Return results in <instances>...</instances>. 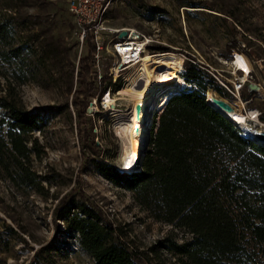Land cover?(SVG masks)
<instances>
[{
    "label": "rangeland",
    "instance_id": "1",
    "mask_svg": "<svg viewBox=\"0 0 264 264\" xmlns=\"http://www.w3.org/2000/svg\"><path fill=\"white\" fill-rule=\"evenodd\" d=\"M192 5L200 7H188ZM0 19L7 22L17 43L29 46L36 65L32 72L24 69V75L17 73L21 80L17 82L0 62V96L6 94L5 84L10 83L11 96L21 107L38 108L45 116L42 131L28 135V140L36 141V152L26 166L39 181V192L11 179L14 167L9 154L5 153L0 164V264H92L62 231L63 224L52 221L51 209L62 195L94 204L117 227L141 264H180L158 245L171 233V227L149 217L131 192L102 178L88 161L96 157L117 166L122 139L114 127L118 116L113 109L97 106L90 117L86 115L87 99L75 90L79 57L88 56L87 66L92 61L65 0H0ZM104 24L110 35L134 30L152 36V48L166 47V51L155 52L168 56L167 61H159V68L171 67L179 74L181 67L175 58L183 65L187 54L195 56L230 96L209 91L214 97L244 115L254 111L243 118L242 126L237 125L243 135L263 129L259 122L264 124V0H111ZM238 55L245 57L248 68L233 63ZM111 62L112 58L102 60L101 86L111 82L104 73ZM239 64L250 70L244 81L236 67ZM219 81L230 89L238 82L242 86L232 94ZM119 82L121 86L111 89L112 98L122 96L118 94L123 87ZM129 105V101L117 99L115 108L123 110ZM154 105L152 116L159 113ZM92 141L96 143L93 155ZM173 233L181 239V231Z\"/></svg>",
    "mask_w": 264,
    "mask_h": 264
},
{
    "label": "trees",
    "instance_id": "2",
    "mask_svg": "<svg viewBox=\"0 0 264 264\" xmlns=\"http://www.w3.org/2000/svg\"><path fill=\"white\" fill-rule=\"evenodd\" d=\"M82 44L92 61L94 47L88 33ZM28 48L15 41L7 22L0 19V62L14 80L17 73L24 75V69L32 72L36 67ZM166 49L157 45L151 50ZM87 57H79L76 68L78 95L87 101L98 99L106 86L113 90L121 86L120 82L96 83L92 64L85 63ZM175 59L182 81L158 95L154 107L159 113L151 117L147 147L137 170L120 171L96 157L88 161L102 178L131 192L149 217L171 227L158 245L178 263L264 264V145L244 136L206 101L207 91L230 96L205 65L191 54L183 65ZM156 60L167 61L168 56ZM9 84H5L6 94L0 96V164L5 153L9 154L14 167L11 179L39 192V181L26 166L36 152V141L28 140V135L42 131L45 116L38 108L21 107L12 98ZM94 146L92 141V155ZM51 218L63 224L62 231L92 264H141L117 227L85 198L62 195L51 209ZM174 231L182 232L181 239L173 237Z\"/></svg>",
    "mask_w": 264,
    "mask_h": 264
},
{
    "label": "bare ground",
    "instance_id": "3",
    "mask_svg": "<svg viewBox=\"0 0 264 264\" xmlns=\"http://www.w3.org/2000/svg\"><path fill=\"white\" fill-rule=\"evenodd\" d=\"M163 55V53L155 55L147 53L141 62L131 65L127 83L118 93L122 96L121 98H117L129 101L130 105L128 108L123 110L115 107L112 108L111 106L114 105L117 99L105 95V103L110 105V108L113 109V112L118 116L114 127L117 134H119L122 139L120 160L123 165H128L125 168L123 167L121 169L122 171H133L138 168L136 161L141 157L142 148L147 136L149 110L155 104L158 95L172 85L180 84L182 81L180 75L176 73V69H174L175 72L171 70V67V69L165 66L159 68L160 62L157 61L156 58ZM147 57H149L150 60L147 61ZM238 62L246 65L247 68L249 66L243 55L235 57L233 63L237 64ZM241 64L236 67L242 71L243 78L241 79L244 81V76L247 75L245 71H248V74H250V70L243 71L244 68L242 69ZM212 98L213 94L207 91L208 102L225 116L229 117L234 124L242 126V121H244L243 118L246 115L237 111L229 112L220 108L217 104L212 102ZM253 113L254 111L251 110L250 114ZM254 118V120L259 122L256 116H254ZM259 124L261 128H264L263 123L259 122ZM247 136L254 138V133L247 134ZM129 161H131V163H129Z\"/></svg>",
    "mask_w": 264,
    "mask_h": 264
},
{
    "label": "built area",
    "instance_id": "4",
    "mask_svg": "<svg viewBox=\"0 0 264 264\" xmlns=\"http://www.w3.org/2000/svg\"><path fill=\"white\" fill-rule=\"evenodd\" d=\"M110 2L111 0H65L67 11L78 26L80 42L82 43L85 33L90 35L94 47L92 69L96 82L100 83L102 60L112 58L111 64L106 67L104 73L111 83L122 81V86H124L127 83L131 65L141 62L147 53H150V55L158 53L150 51L154 42L150 35H144L134 30L125 31V36L110 35V28L104 24L105 14ZM219 82L232 94L234 92L238 93L242 86L241 82H238L230 89L223 82ZM105 95L111 96L109 86H106L98 99L92 97L88 100L86 115L93 117L95 115L93 111L98 109L97 106L100 110H112L110 105L105 103ZM115 106L116 102L111 107Z\"/></svg>",
    "mask_w": 264,
    "mask_h": 264
},
{
    "label": "water",
    "instance_id": "5",
    "mask_svg": "<svg viewBox=\"0 0 264 264\" xmlns=\"http://www.w3.org/2000/svg\"><path fill=\"white\" fill-rule=\"evenodd\" d=\"M125 35H126V32L125 31H123V32L120 33V36H125ZM206 98H207V93H206ZM206 101L208 102L207 99H206ZM212 102H214L215 104H217L220 108H223V109H225V110H227L229 112H232L233 111V109L230 106V104H228L227 102H225V101H223L221 99H218V98H216L214 96L212 98ZM208 103L212 106V104L210 102H208ZM214 109H216V108H214ZM216 110L219 111L218 109H216ZM152 113H153V108L151 107L150 110H149L147 136H146V139H145L143 148H142L141 157L143 156L144 149L146 148L147 143H148V139H149V122H150V119L152 117ZM220 113L223 114L222 112H220ZM225 117L231 121V119L229 117H227V116H225ZM250 139L253 140V141H255V142H257V143H260L261 145H264V128L262 130H259V132L254 133V138L250 137ZM141 157L136 161L137 167L140 165Z\"/></svg>",
    "mask_w": 264,
    "mask_h": 264
},
{
    "label": "clouds",
    "instance_id": "6",
    "mask_svg": "<svg viewBox=\"0 0 264 264\" xmlns=\"http://www.w3.org/2000/svg\"><path fill=\"white\" fill-rule=\"evenodd\" d=\"M120 171H122V163H119L117 166H116Z\"/></svg>",
    "mask_w": 264,
    "mask_h": 264
},
{
    "label": "snow or ice",
    "instance_id": "7",
    "mask_svg": "<svg viewBox=\"0 0 264 264\" xmlns=\"http://www.w3.org/2000/svg\"><path fill=\"white\" fill-rule=\"evenodd\" d=\"M129 163H131V161H129ZM128 165H126V167H127Z\"/></svg>",
    "mask_w": 264,
    "mask_h": 264
}]
</instances>
